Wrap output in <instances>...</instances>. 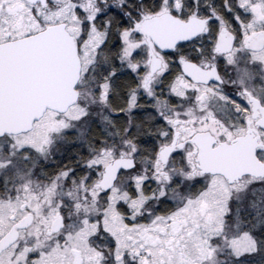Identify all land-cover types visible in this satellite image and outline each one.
Listing matches in <instances>:
<instances>
[{"label":"snow or ice","instance_id":"1","mask_svg":"<svg viewBox=\"0 0 264 264\" xmlns=\"http://www.w3.org/2000/svg\"><path fill=\"white\" fill-rule=\"evenodd\" d=\"M0 264H264V0H0Z\"/></svg>","mask_w":264,"mask_h":264}]
</instances>
